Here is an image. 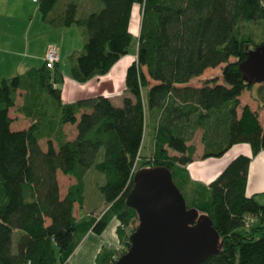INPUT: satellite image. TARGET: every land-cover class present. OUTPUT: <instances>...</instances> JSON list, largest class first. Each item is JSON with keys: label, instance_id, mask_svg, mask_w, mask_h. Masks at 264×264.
I'll return each mask as SVG.
<instances>
[{"label": "trees", "instance_id": "1", "mask_svg": "<svg viewBox=\"0 0 264 264\" xmlns=\"http://www.w3.org/2000/svg\"><path fill=\"white\" fill-rule=\"evenodd\" d=\"M38 1L46 23L86 28L84 50L72 57V76L81 83L107 75L130 54L136 6L142 10L141 32L126 75L131 97L121 107L104 96L65 104L56 87L63 76L46 64L0 80V264H69L86 236L104 234L114 219L121 222L125 255L137 230L127 228L140 221L128 206L135 176L156 167L172 171L183 195L194 196L188 207L209 215L221 235L219 253L204 264H264V205L247 196L251 158L237 157L209 188L195 187L186 167L196 148L188 146L185 135L187 123L203 128L205 158L222 157L243 143L254 154L264 149L258 112L249 105L239 112L246 91L256 92L264 107V84L246 83L240 71L248 52L264 43L239 32L242 22L264 21V0H98L103 7L82 18L73 0L56 15L60 0ZM222 65L221 78L202 87H179ZM19 91L26 93L22 112L33 120L23 131L13 130L10 116ZM150 112L159 116L151 158L143 156ZM67 124L78 125L73 141L64 131ZM44 139L47 151L40 144ZM92 169L106 177L99 189L109 209L100 218L78 219L75 206L86 205ZM60 171L77 181L65 197ZM251 216L257 221L248 226ZM121 257L106 250L97 264H115Z\"/></svg>", "mask_w": 264, "mask_h": 264}, {"label": "crops", "instance_id": "2", "mask_svg": "<svg viewBox=\"0 0 264 264\" xmlns=\"http://www.w3.org/2000/svg\"><path fill=\"white\" fill-rule=\"evenodd\" d=\"M71 1L72 0H68L66 3ZM34 3L39 5L40 11V3ZM17 5V1L15 0H0V80L13 78L32 69H36L37 67H43L45 65V57L49 45L55 44L58 47L60 54V61L57 64L56 69L60 71L64 79L63 83L57 85L56 87L62 90V99L65 104H73L83 99L104 96L111 99L117 106L121 107L124 99L131 97L126 87V75L129 67L135 62L137 53L134 56L127 55L123 57L105 76L96 77L85 83L78 82L72 76L73 64L71 65V68L67 67L68 65H66V68L63 67L65 55L64 49L66 47V29L56 27L58 32L62 31V34L64 35L63 40L55 41L49 39L46 43L39 45L38 48H41L42 51L41 49L37 50L35 47L36 44H34L36 38L33 37L32 32H34L35 28H40L41 26H44L43 28L48 30L51 25L46 23L42 17L40 25H36L37 21H33L27 28H24V26L21 27L19 23L20 18ZM137 7L138 6H136L135 11ZM71 28L72 27L68 30ZM132 28L133 21L131 31ZM132 33L134 34V32ZM39 39L40 38L38 37L37 40ZM80 52L81 50H75L74 52L73 50H69L68 57L71 59V62L72 57ZM212 70L214 69H208L201 77L195 78L189 84L181 85L179 87H202L204 84L201 83L194 85L195 80H200L199 78H203L205 74ZM217 77L221 78V76ZM217 77L207 79L205 80V83ZM25 95L26 93L24 91L18 92L17 106L10 111L11 116L13 110H17L20 117L18 119H20L24 124L20 128H16L17 130L15 131L28 130L33 124V120L27 118L22 112L25 104ZM81 116L82 114H80L78 118L80 119ZM149 121V129H151V133L153 135L154 130L158 126L159 116L154 112H150ZM77 126V124H67L64 126V131L69 141H73L77 138ZM186 126L185 135L188 139V146H194L196 148L194 161L186 167L187 173L194 186L209 188V185L224 172L234 159L239 156H249L251 158V163L247 196L249 198H255L261 205H264V149L258 154H254L253 148L250 144H237L222 157L205 158L206 144L203 140V128L192 127L189 123H187ZM13 127L14 120L12 124V128ZM199 135L201 136V143L196 144L195 140ZM40 144L44 151L48 150V139L42 140ZM54 146L58 149L56 141H54ZM153 153L154 152L146 157L152 156ZM172 155L178 154L172 152ZM189 196H191L192 199L194 198L191 193ZM106 207H108V205L104 201L103 197L99 199V206L92 211L88 209L86 201L84 208H81L78 204H76L75 216L78 219H82L85 216L94 213L93 215L95 217L100 218ZM120 226L121 222L114 219L104 234L98 235L94 232H90L70 259L69 264H97L98 257L106 250L114 252L116 257V254L118 255L125 247V237H120Z\"/></svg>", "mask_w": 264, "mask_h": 264}, {"label": "water", "instance_id": "3", "mask_svg": "<svg viewBox=\"0 0 264 264\" xmlns=\"http://www.w3.org/2000/svg\"><path fill=\"white\" fill-rule=\"evenodd\" d=\"M240 71L246 83L264 84V44L248 52ZM128 206L137 211L140 225L115 264H204L219 253L221 235L213 220L188 207L170 169L139 171Z\"/></svg>", "mask_w": 264, "mask_h": 264}, {"label": "rangeland", "instance_id": "4", "mask_svg": "<svg viewBox=\"0 0 264 264\" xmlns=\"http://www.w3.org/2000/svg\"><path fill=\"white\" fill-rule=\"evenodd\" d=\"M17 1V6H18V14L20 18V26H24V28H27L28 25H30L31 22L37 21L36 25H40V20L43 17V14L41 11H39V5L35 4L33 0H15ZM68 0H60L58 6L56 7L55 11L53 12L52 15L59 14L62 12L65 8V2ZM79 4L80 10H79V18H82L84 15H86L89 12H93L98 10L99 6L103 7V5L98 1V0H73ZM137 15H136V21L134 23V43L132 45V48L130 50L129 55H135L138 51V45H139V36L141 32V19H142V10L141 7H137L136 9ZM43 25V24H42ZM44 27V26H43ZM42 26L40 28H35L34 32H32V35L34 38H36L34 44L36 49L39 50L41 48H38L39 45H42V43H46L47 40L52 39L55 41H60L63 40L64 35L62 34V31L58 32L57 28L55 26H50L48 30L46 28H43ZM67 32H65V38H66V47L64 49L65 55H64V60H63V67L71 68V65L73 64L71 62V59L68 57L69 50H81L83 52L85 42L87 40V30L85 27L74 25L70 30L69 28H65ZM239 32L242 35L249 36L252 35L255 37V40L257 41V44H262L264 43V21H255L251 23L247 22H242L239 25ZM85 35V36H84ZM38 37L40 38L39 40ZM42 47V46H41ZM42 51V49H41ZM77 53V54H81ZM236 59H231V62H235ZM39 66V65H37ZM225 65H222L212 71H209L207 74L204 75L203 78H199L200 80H195L194 85L197 83L205 84V80L211 79L217 76H222L223 75V68ZM39 68V67H37ZM256 93V92H255ZM255 93L253 95L252 92L246 91L243 96L241 97V108L239 110L240 114L242 112V108L246 105L249 104L251 106L253 111L258 112L259 118L262 124H264V107L262 104L256 100L255 98ZM11 116L14 120V130H17L16 128H20L24 124L21 122L19 115L17 113V110H13L11 113ZM196 144L201 143V136H197L195 140ZM246 144V143H243ZM155 145L153 141V135L151 133V129L148 130L145 142H144V150H143V156H148L152 152H154ZM154 154V153H153ZM153 157L149 156V158ZM103 157L100 158L102 160ZM59 182H60V187H61V194L62 197L66 195L68 192L69 188L77 183L76 179L71 176H67L63 174V172H59ZM106 182V177L105 175L97 172L95 169L90 170L89 174L86 177V201H87V206L89 210H94L99 206V199L103 197L102 193L100 192L99 187L101 185H104ZM187 197V198H186ZM186 200L187 204L191 205L192 197L186 195ZM104 199V198H103ZM109 209V206L106 207L105 211L102 213V215ZM94 214V213H93ZM140 225L139 220H135L133 225L131 227L127 228L129 233H131L134 229H138ZM243 231V230H241ZM16 240V238H15ZM122 252V251H121ZM119 253L118 255L116 254V257H121L122 253Z\"/></svg>", "mask_w": 264, "mask_h": 264}, {"label": "built area", "instance_id": "5", "mask_svg": "<svg viewBox=\"0 0 264 264\" xmlns=\"http://www.w3.org/2000/svg\"><path fill=\"white\" fill-rule=\"evenodd\" d=\"M34 2L39 3L38 0H34ZM59 61H60V54L58 47L55 44L49 45L45 57V64L47 68L50 70H55L56 65L59 63ZM256 221H257L256 218L251 216L247 219V224L248 226H252L256 223Z\"/></svg>", "mask_w": 264, "mask_h": 264}, {"label": "bare ground", "instance_id": "6", "mask_svg": "<svg viewBox=\"0 0 264 264\" xmlns=\"http://www.w3.org/2000/svg\"><path fill=\"white\" fill-rule=\"evenodd\" d=\"M136 15H137V11L134 12L133 27H134V23H135V21H136ZM132 32H135V31H134V28H132Z\"/></svg>", "mask_w": 264, "mask_h": 264}]
</instances>
